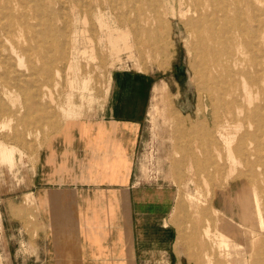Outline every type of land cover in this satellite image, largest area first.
I'll return each mask as SVG.
<instances>
[{"label": "rangeland", "instance_id": "obj_1", "mask_svg": "<svg viewBox=\"0 0 264 264\" xmlns=\"http://www.w3.org/2000/svg\"><path fill=\"white\" fill-rule=\"evenodd\" d=\"M76 1L74 7L75 0H23L30 2L23 11L27 27L15 28L12 34L1 32L10 20L0 16V52L5 58L0 76L7 74L0 81L7 89L6 93L0 87V104L10 113L16 109L26 113L19 120L0 113V146L6 155L0 163V264H34L42 223L31 188L40 156L67 124L82 117L86 102L95 100L82 119L103 115L115 75L121 72L148 76L151 88L155 85L135 179L175 192L168 218L178 233L168 256L171 264H264V84H250L255 77L264 78V0H242L237 17L231 15L238 21L225 36L223 49L229 55L224 56L220 87L212 84L211 91L191 69L197 45L189 26L190 0L181 6L174 0ZM17 3L0 0V7L9 4L16 17L22 12ZM47 22L54 26L49 29ZM39 23L44 26L41 32L63 35L62 52L53 47L54 68L61 71V78L55 69L47 81L17 68L12 46L18 41L28 45ZM28 60L40 66L34 57H26L27 65ZM182 65L184 73L179 70ZM241 81H247L258 97L252 108L247 100L232 102L219 91ZM13 133L23 138L12 140ZM239 187L251 217L225 231L213 201L219 193ZM220 241L230 248H220Z\"/></svg>", "mask_w": 264, "mask_h": 264}, {"label": "crops", "instance_id": "obj_2", "mask_svg": "<svg viewBox=\"0 0 264 264\" xmlns=\"http://www.w3.org/2000/svg\"><path fill=\"white\" fill-rule=\"evenodd\" d=\"M114 82L103 115L82 119L95 100L86 102L82 117L40 156L31 188L42 223L34 264H171L178 233L168 218L175 192L135 179L155 85L148 76L124 72ZM241 192L231 188L213 201L225 231L250 216Z\"/></svg>", "mask_w": 264, "mask_h": 264}, {"label": "bare ground", "instance_id": "obj_3", "mask_svg": "<svg viewBox=\"0 0 264 264\" xmlns=\"http://www.w3.org/2000/svg\"><path fill=\"white\" fill-rule=\"evenodd\" d=\"M6 1L10 2V0H6ZM22 1L23 0H18V3L16 4L17 5V11H19V9L20 10L22 9V12L19 13L16 17L12 16V14L10 13L11 10H10L9 4H7V5L5 4L4 6L0 7V16H3L4 18L10 20V22L7 25L2 26L1 32L12 34L14 32L15 28L22 29L24 27H27L26 26L27 16H26V13H24L23 11L27 10L30 2L29 3L26 2V4H24ZM174 1L175 2L177 1V3L180 6L183 4V0H174ZM158 2H159V0H158ZM241 2H242V0H190L188 2V6H190L192 8V11H191L192 17H191V21L189 23V26L192 30V34H193L194 40L196 41V45H197V47L194 49L195 57L191 63V69L193 70L194 76L197 78L198 81L200 80L202 82H205L206 87L208 86L207 87L208 91H211L212 84L216 88L220 87L219 79H220L221 70H222V68H224V63H223L224 56L229 55L226 53V50L223 49V47L225 45V41H226L225 36L232 33V30H231L232 25L231 24L234 23L235 21H238V19H236V18L235 19L231 18V15L234 13L235 17H237V13H239V11L241 10ZM260 2L261 1H259V4H260ZM76 4H77V1L75 0L74 7L77 6ZM156 5H157V3H156ZM98 9H100V10H98ZM98 9H97V11L102 12L101 7L100 8L98 7ZM73 10H75V8ZM129 13H130V11H129ZM179 13L181 14V11H179ZM244 20H245V17H244ZM180 23L183 24L182 22H180ZM100 24L103 25L102 21L100 22ZM145 24H147V23H145ZM47 25H48L49 29L51 26H54V24L52 22H47ZM241 25H242V23H241ZM163 26H165V25H163ZM43 28H44V26L42 23H39L37 26H35L32 29L31 36H29L27 39L28 45L22 46L20 44V41H18L17 46H12V52L13 53L12 52L11 53L14 54V57L16 59L17 68L22 69V70L25 69L26 71H28L29 72L28 76H32L34 79H36L38 77H44V78H46L47 81H50L51 76H52L54 69H55L54 68L55 62L57 61L55 59V56L53 53L55 52L56 48H59V50L62 52V50H63V42H62L63 35L60 32H57L56 34H51V35L48 34L47 35V34L41 32V30H43ZM116 32H119V30L117 29ZM20 37H21V35H20ZM125 43H127V42H125ZM55 46H56V48H53ZM27 56L28 57H30V56L34 57L35 60L37 61V63H40V66H36L37 64H34L33 61H31V60H28V65H27V63L25 61ZM3 61H5V58H4L3 54L0 52V63H2V65L4 64ZM198 62L200 65L198 64ZM29 64H30V66H29ZM68 67L70 70L73 69L72 64H69ZM225 69H228V68H225ZM55 74H57L58 78L62 77V73L59 69H55ZM6 75L7 74L5 73L3 76H0V81L4 82ZM260 83L264 84V78L255 77L252 80H250V84L252 87L257 86ZM85 86H86L85 89H87V83H85ZM227 86H228V88L226 87L227 89L219 88V91H221L222 94L226 95L228 97V99H230L232 102H237L238 99L241 98L243 100V102H244V100L248 101V105L250 108L254 107L255 100H257L258 97H255L254 94L251 93V91L248 89L247 81H241L239 84L236 83V84H233L231 86L229 84ZM0 87L2 88V90L4 92L7 91V89L5 88L6 86H4L1 82H0ZM262 89L264 92V86ZM9 93H10V91H9ZM36 94L37 93H35V95ZM35 99H37V98H35ZM11 101L13 104L12 106L14 107L16 105V101L13 98L11 99ZM20 101H21V99H20ZM28 101H29V98H28ZM261 105L264 107V99L261 100ZM0 113L5 114L8 119L14 118V119L19 120L25 112H23L21 109H16L14 112L10 113L9 109H7L6 107H4L3 105L0 104ZM33 116H35V115H33ZM26 117L27 116H25V118ZM33 119H34V117H33ZM223 123H224V121H223ZM5 125L6 124H4L3 126H5ZM21 125L23 126V123H21ZM28 126L30 127V124L27 125V128H28ZM28 132H29V130H28ZM19 133H21V132H19ZM9 137H11L12 140L17 139V138H23L22 134H14V136H9ZM227 142H228V140H227ZM227 146H228V144H227ZM2 149L3 148L0 146V163H4V159L6 158V155ZM7 150H9V149H7ZM219 245H220V248H224L225 250L230 248L229 244L227 242H224V241H220Z\"/></svg>", "mask_w": 264, "mask_h": 264}, {"label": "water", "instance_id": "obj_4", "mask_svg": "<svg viewBox=\"0 0 264 264\" xmlns=\"http://www.w3.org/2000/svg\"><path fill=\"white\" fill-rule=\"evenodd\" d=\"M179 70H180L181 73H184L185 67L182 65V66L179 67Z\"/></svg>", "mask_w": 264, "mask_h": 264}]
</instances>
